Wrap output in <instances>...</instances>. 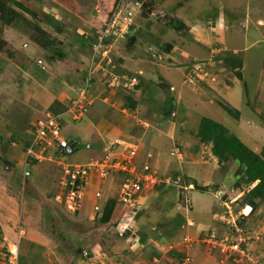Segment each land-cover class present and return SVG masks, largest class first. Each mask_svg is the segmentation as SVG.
Segmentation results:
<instances>
[{
    "label": "rangeland",
    "instance_id": "374dc122",
    "mask_svg": "<svg viewBox=\"0 0 264 264\" xmlns=\"http://www.w3.org/2000/svg\"><path fill=\"white\" fill-rule=\"evenodd\" d=\"M261 3L259 12L253 10L252 0H0V181L7 183L6 202H10L15 209V218L8 223V228L16 230L13 231L16 240L21 227V238H34L47 250L53 245L56 258L61 253L66 264H78V256L80 258L83 251L99 254L88 258L91 264H149L155 253L162 256V263H190L192 259L189 253L176 252L184 249L185 243L189 248L194 240L183 242L187 231L180 228L181 221L179 228L172 227V221L176 214H181L184 219L197 215L196 209L192 214L187 213L190 211L187 206L191 207L188 203L193 181L187 176L177 180L175 175L179 171L182 175L186 174V165L210 161V155H213L212 142L203 145L205 142L197 137L201 119L210 117L254 153L257 150L254 146L260 147L261 140L264 141V133L260 130L264 126V78L239 77L236 72L239 73L241 68L237 64L242 61L240 57L245 52L233 57L234 66H226L220 52L217 53L220 45L215 41L209 55H193L189 51L193 43L192 33L201 32L214 37V30L222 27L225 20L233 25V34L242 38L238 42H234L232 37L226 40L231 49L237 44V48L243 47L244 38L258 39L254 43L256 45L245 54L254 56L258 49L256 47L261 48L264 71V0ZM7 5L12 17L5 14L3 7ZM116 5H119V11L125 17L123 24L129 28L128 36L134 37V42L128 48L129 37L119 39L109 36L104 40L107 44L101 43L97 48V34L104 27L105 16ZM177 21L182 25L175 27ZM167 45L169 52H165ZM50 46L61 51L63 58L48 59L45 54ZM199 49L204 51L203 46ZM29 50L31 53H27ZM40 51L43 54L40 55ZM248 63L250 65V60ZM194 66H197V70ZM168 75L175 78L176 84H180L184 92L178 88L171 89L174 108L169 116H165L162 103L166 95L165 87L170 88V84L164 80ZM87 80L89 97L83 103L96 106V111L104 113L107 120L116 114L123 115L125 119H121L120 123L128 124L129 129L122 138L130 141L120 140V146H116L117 141H105L98 156L88 153L96 150V147L87 150L83 144L71 154H64L62 162L58 157L48 155V151L40 153L37 148L34 157L41 156L39 159L25 156L33 125L38 119L50 115L61 116L64 138L75 134L83 142L88 137L89 133H85L83 127L88 119L86 107L81 105V109H77L76 115L80 119L67 114L78 89ZM234 87L243 102L242 114L225 96V92ZM58 99L62 102H58ZM128 101L135 103L134 108H129ZM220 104L229 105L237 114L229 115ZM122 109L127 111L123 113ZM243 113L247 119H241ZM165 119L173 124L181 123L180 126H171L177 134L175 137L171 135L169 127L158 123ZM241 123L246 128L241 127ZM238 128H241L242 135ZM178 134L181 135L179 139ZM250 139H257V142L253 143ZM129 144L137 148L135 165L141 166L147 160L159 176L160 184L151 193H145V199L139 201L145 208L136 221L126 215L124 221L129 232L125 236L113 228L123 213L113 217L111 224H102L90 221L86 215L79 217L77 213L71 216L61 204H56L54 198L63 176L59 163L81 165L103 156L108 147H118L115 151H122V157H126V146ZM258 149L257 153L260 154L264 147ZM216 164L218 181L208 190L214 192L219 187L223 196L226 195L231 202L235 201L228 206L239 223L241 221L245 225L243 228L252 230L251 243L258 247L256 251L261 253L260 262L264 263V234L260 229L264 224V200L254 198L258 208L253 210L249 219L239 216L242 201L248 198V191L257 182L240 186L237 184L240 181L237 162L229 160ZM202 177L210 180L213 172L204 166ZM172 178L179 184L176 185ZM1 182L0 204L4 199ZM117 183V178L109 179L105 188H100L104 193L113 195ZM183 187H186V191L181 190ZM185 199L188 200L187 204H184ZM195 202L198 200L190 203ZM5 206L0 212L8 216L10 206ZM254 212L258 214L255 218ZM245 213H248L247 209ZM203 218L211 222L210 215H203ZM225 218L223 216L222 220ZM225 226L230 228L228 224ZM9 233L4 232L8 239ZM210 234L204 242L213 247ZM145 236L146 242L142 239ZM28 240L25 242L29 243ZM67 245H70L69 248ZM134 246L135 250L131 251ZM4 251L0 248V264H5ZM24 254L21 252L20 255ZM245 254L246 257L250 256L249 248ZM34 256L30 255V258L36 259ZM24 260V256L20 257L21 264ZM54 260L50 261L49 252H45L34 264H50ZM260 262L256 264H262Z\"/></svg>",
    "mask_w": 264,
    "mask_h": 264
},
{
    "label": "built area",
    "instance_id": "2783aa9c",
    "mask_svg": "<svg viewBox=\"0 0 264 264\" xmlns=\"http://www.w3.org/2000/svg\"><path fill=\"white\" fill-rule=\"evenodd\" d=\"M119 9V5H116L105 16L104 27L97 34V44L95 43V47L100 48L102 44L106 45L107 42L105 43L104 40L108 39L109 36H115L119 39L129 37V28L123 24L125 17ZM98 51H101V49H98ZM94 53L96 54L95 50ZM194 68L197 70V66H194ZM88 87V80L84 81L78 89L76 99L67 110V114L74 116V118L77 117L76 111L77 109H81L80 106L85 101ZM60 119V115H50L35 122L25 156L31 155L33 158L39 159L41 156L38 158L34 157L36 156L35 151L38 149L40 153L48 151V155H54L61 161L63 160L62 156L68 154L66 150L69 145L77 148L76 141L63 137ZM120 144L121 142L117 141L116 146H120ZM126 147V157H122V151L121 153L115 151L118 147H108L103 156L93 160L90 159L81 165L79 163H59L63 176L59 181L58 191L54 198L56 204H61L67 213L77 215L81 210L88 188L93 185L95 188L93 187L91 193L88 219L92 222H99L105 203L110 197H114L122 205L123 214L113 228L117 233L119 232L123 235L129 232V228L124 221L126 215L133 221H136V215L141 213L143 208H145L143 203L139 201H141V198L145 199V193H151L157 188L160 184V178L147 160L141 166L135 165L134 160L137 156V148L130 144ZM114 178L118 179V183L115 186L116 189L113 195L104 197L105 193L103 189L101 190L100 186L105 188L106 182ZM228 204L230 205L231 201H224L223 206L226 209L224 221L230 228H228V232L225 235L216 236L214 233H211L209 238H211L210 242L212 241V243L210 244L214 248H218L225 257L233 255L235 259L240 260V263H245V260L248 258L245 251L253 239V233L240 225L238 219H236L237 217L233 216ZM246 208L247 206L240 211L239 216H247L249 211L244 215ZM20 228L18 229V239L16 241H7L5 239L7 242L3 255V262L5 264H20L19 242L23 234ZM184 241L187 240L184 239ZM187 246L188 244L186 243L184 248L186 249ZM92 255L97 257L99 254L94 253V251H83L81 255L82 264H91L88 258Z\"/></svg>",
    "mask_w": 264,
    "mask_h": 264
},
{
    "label": "crops",
    "instance_id": "0c3cea01",
    "mask_svg": "<svg viewBox=\"0 0 264 264\" xmlns=\"http://www.w3.org/2000/svg\"><path fill=\"white\" fill-rule=\"evenodd\" d=\"M252 1H253V8H254L253 10H255V11L258 10L260 12L261 8H260L259 4L261 3V0H252ZM262 2H263V0H262ZM247 14L250 15L249 12ZM247 14H246V17H247ZM232 27H233L232 24H228L224 20L222 27H219V28L217 27L214 30V32H215L214 37L207 36V34H203L201 32H194L193 31V33H192L193 43H192V47L189 49V51H191V53L193 55L201 56V55H205L207 53L209 55V52L212 51V49H214L212 47V44L215 41V42H217L216 44L220 45V47L217 50V53L220 52V54H221L220 56L223 57V59L228 58V57L233 58V57L239 55V53H242V51H244L245 53H249V50L256 45L254 43L258 39L255 38L253 40L252 39L247 40L246 38H244L242 41L244 43V46L241 47L243 49H241L240 47L237 48V46H239V44H237L236 46L233 45V49H231L230 47H228L226 40L230 39L231 37H232L231 39H234L233 40L234 42H238L237 40H239V41L242 40V38L240 36L233 34V32H235V30ZM250 43H252L251 46H249ZM194 46L196 47V50L193 49ZM200 46L204 47V51L199 49ZM222 46H224V47H222ZM256 48H258V49L254 53V56L242 53V55L240 57L242 59L240 74L242 75L243 79H244V77H247V78L250 77L251 79H255V78L260 77V80H263V78H264V76H262V74L264 73V71H262L263 70V67H262L263 64L261 63L263 60V57H262L263 52L261 51V48H259V47H256ZM27 53H31V50H29ZM40 53L43 54V52H41V51L39 52V54ZM34 55H33V57H34ZM206 57H208V56H206ZM249 60L251 62L250 65L248 63ZM164 78H165L164 80L170 84V88H169L170 92H171V89H175V88H178V90H181V92H184V89H182L183 87H181L180 84H176V82H175L176 80L172 75L171 76L168 75V78H166V77H164ZM247 78H245V79H247ZM171 84L173 86L172 88H171ZM177 85H179V86H177ZM12 91H13V89L10 92H12ZM87 92H89V90ZM238 92L239 91H237L236 88L234 87L233 89L227 90L225 92V96H226L228 102L232 106H234V108L237 110V112L238 111L240 112L242 110L243 102H241L242 100L240 101L241 98H240ZM87 97H89L88 93H86L85 98H87ZM58 102L61 103L62 101L60 99H58ZM82 105L86 107L85 114H87V116H88L86 123H84V125H83V127L85 128V131H86L85 133H89L88 137L86 136L85 140L83 142H81L75 134L72 137L68 138L69 140L73 139L77 142L78 149L83 144L87 148V150H92L94 147H96L98 150L96 149V150L88 151V153H90L91 155H92V153H94L93 156H98L99 152H101V151H99V149L103 148L105 141H110V142L120 141V140L130 141L128 139L122 138V136L124 135V132H126L127 129H129L128 124L124 125V124L120 123L121 119H125L123 117V115L116 114V116H114V118H112L111 120H107L105 118L106 116L104 113L100 114L96 111V108H97L96 106L90 107L89 105L86 104V102L83 103ZM188 105H189V103H188ZM125 111H127V110L122 109L123 113ZM240 114H242V113L240 112ZM70 116H72V115H70ZM80 118L76 117L74 119H80ZM194 118H195V116H194ZM208 118H210V117H208ZM243 118L247 119L248 117H247V115H244V113H243L241 119H243ZM1 122L2 121H0V123ZM87 123H89V124H87ZM158 123H161L164 126L169 127V129H171L170 133L174 137L177 134H175L173 127L181 125V123H179L178 125L176 123L173 124V122H171V120L169 121L167 119L161 120ZM240 125H241V127L246 128L244 123L243 124L241 123ZM129 126L132 127L133 124L132 125L129 124ZM171 126H173V127H171ZM260 130L262 133H264V126ZM173 132H174V134H173ZM238 132H240L239 134L242 135L241 128H238ZM180 137H181V135L178 134L177 139H179ZM167 138H170V135L169 136L167 135ZM250 141L254 143V142H257V139H250ZM206 144L207 143H205L203 145H206ZM185 146H187V145H185ZM256 146H254V147L257 150H259L258 148L262 149L264 147V141L261 140L260 147L259 146L256 147ZM247 147L249 148V146H247ZM210 148H211V146H210ZM255 148L253 150H255ZM257 150H255L256 153H257ZM209 153L211 154V150ZM184 155L186 157V153H184ZM210 156H211L209 159L210 161H208V160H206L204 162L201 161L202 163H198V165H196V163L195 164L190 163L189 165H186L187 173L182 175V173L179 171V173L175 175L176 176L175 178L177 180H179L181 178L182 179L186 178V176H187V177H189V179H192V181H195L199 187H209V186L215 184V182L218 181L217 175L215 173L216 167H217L216 163H218V162H217V159L215 156H213L212 154ZM204 166L206 168H209L213 172V177L210 180L208 178L205 179L204 177H202V169ZM214 175H216V178L214 177ZM172 179L174 180V178H172ZM213 179H215V180H213ZM1 186L4 188V194L1 192V195L4 197V199L2 200V203L0 204V207H1L0 209L4 210L5 208L3 206L6 205L5 207L10 206V210H11L9 214L7 213L8 216L2 215L0 212V222H1L0 236L4 235L3 238L0 239V248L3 252L4 249L6 248V244H7L5 241V239L7 237L4 234V232H6V231L11 232L8 235V237H9V239L7 238L8 241H16V234L14 235L15 232H13L16 230L13 229V231H12V230H10V228H8L9 227L8 223L15 218L13 215V213H15V209H13V205L10 202H6L7 201L6 200L7 183H5V184L2 183ZM93 187L94 186L91 185V187H89L87 190L86 197L83 200V205L81 207V210L78 213L79 217H81L82 215H84V216L86 215L87 218L89 217L90 204H91L90 199H91V193L93 191ZM184 188H186V187H183V189ZM194 192H196V191L193 189H191L189 192V195L191 196V200L189 201L188 204L191 207H190V211H188L187 213L189 214L191 212V214H192L194 209H196L197 215L195 217L192 216L190 219L188 217H186L184 224L181 226V228L184 231L185 230L187 231L186 233H184V239L194 240V243L190 244V247H189L190 249L187 246L188 249L184 248L182 250H178V252H176V253L177 254L181 253V252L189 253L192 260L188 264H256L257 261L260 262L261 253L259 251L258 252L256 251L258 247L254 245V242L253 243L250 242L251 244H249L247 247V248H249V255L250 256L245 260V263H240V260L238 261V260L234 259L233 255H231L232 258H230V256L225 257L224 255L221 254V252L218 248L211 247L210 245H208V243L206 244V242H204L205 237H207L209 235V233H214L217 236H221L227 232L225 222L222 220L223 216H225L226 210L223 211L224 207H223L222 202L220 201V199L222 197H226V195L225 196L222 195L223 193H222V191L220 192L219 187L214 192H213V190H210V191L208 190L207 192H204V193L200 192V194H194ZM105 195L109 196L107 193H105ZM201 196H205L206 198L203 199V197H201ZM226 199H228V197H226ZM192 200H198V202L191 204L190 202ZM247 208H249V207H247ZM143 210H144V208H143ZM199 214L200 215L202 214V215L200 216ZM203 215H206V216L210 215L211 222L206 218L204 219ZM251 215L247 219H249L251 217ZM256 216H258V214H256L254 212V218ZM72 219H74V218H72ZM260 229L264 234V224L260 227ZM224 230H225V232H224ZM256 233L260 234L258 231H256ZM28 239H29L28 236L21 238V240H23V242L25 243V246H26L25 252L23 251L25 246L23 247L22 242L21 241L19 242L20 254H21V252L26 254V255L25 254L20 255V257L24 256L26 258V261L24 260L23 264H24V262H25V264H34L35 260H38V258L42 254H44L45 252H49L50 261H51V259L52 260L55 259L50 264H63V263L66 264V261L64 262L63 258H61V256H62L61 253L57 254V258H56V254H54V252L52 251L53 245L50 247V249L47 250L46 247H43L44 245H40V244L36 243L34 241V238L32 240L31 239L28 240ZM184 239H183V242H184ZM26 240H28L29 243H26L25 242ZM69 246L70 245H67L68 248H69ZM130 250L134 251L135 246L132 247ZM33 254L35 255L34 258H36V259L30 258V255H33ZM262 254H264V253L262 252ZM158 255H159L158 253L153 254V256H155V257L151 256L152 259L150 260L149 264H167L164 262L162 263V256L159 257ZM262 258H264V256H262ZM78 259H79L77 261L78 264H82L81 258H79V256H78ZM172 260L173 259H171V261ZM160 261H161V263H160ZM169 263L172 264L170 261H169ZM260 263H262V262H260ZM118 264H121V263H118ZM262 264H264V263H262Z\"/></svg>",
    "mask_w": 264,
    "mask_h": 264
},
{
    "label": "trees",
    "instance_id": "16d2710c",
    "mask_svg": "<svg viewBox=\"0 0 264 264\" xmlns=\"http://www.w3.org/2000/svg\"><path fill=\"white\" fill-rule=\"evenodd\" d=\"M3 9L6 10L5 14L8 17L13 16V15H9L12 12L10 11L8 5L3 7ZM181 25L182 22L177 21L174 26L179 27ZM127 46L128 48H130L129 43ZM50 48L46 51L45 54L48 59L53 60L54 57H57L58 59L63 58L64 55L61 51H57L58 49H52V48L50 49ZM169 51H170V47L167 45L165 52H169ZM221 60L224 62L226 66L227 64L228 66L229 65L234 66L233 65L235 61L234 58H229V59L225 58ZM237 65H240L241 68V61ZM236 74L239 77H241L240 72L239 73L236 72ZM165 89H166L165 90L166 95L162 103L163 106L162 110L165 116H169L174 108V102L170 96L169 87L166 86ZM128 105L130 106L129 108L131 107L134 108L135 103H130V101H128ZM220 105L229 115L232 116L233 114L235 115L237 114L234 111V109L229 107V105L226 106L223 104ZM197 137L203 143L212 142L213 144L212 153L217 158L218 164L226 163L229 160H233L239 164L240 168L239 171L237 172V175H240V181H237L238 185L247 186L257 182L256 185L248 191L247 193L248 198L242 201V205L243 206L250 205L252 207V210L258 208L256 202H254V198H258L259 200H264V149L260 152V154L254 153L245 144H243L236 136H234L229 131H227V129H225L222 125L216 123L215 121L209 118L201 119L199 124V129L197 132ZM191 184L193 185V189L195 191L201 193L207 192L209 188V187H199L194 181ZM122 211H123L122 205L114 197H110L105 203L103 209V215L100 218L99 222L102 224H107V223L111 224L113 217H119ZM141 213H138L136 215V218H138L141 215ZM173 220L174 221H172V227L179 228L178 224L179 221H181L182 222L180 224V228H181V226L184 224L186 219H184V217L181 214H176L175 219ZM127 233L128 232H126L124 236ZM142 239H145L146 242V236ZM141 241L143 242V240Z\"/></svg>",
    "mask_w": 264,
    "mask_h": 264
},
{
    "label": "clouds",
    "instance_id": "9594fccd",
    "mask_svg": "<svg viewBox=\"0 0 264 264\" xmlns=\"http://www.w3.org/2000/svg\"><path fill=\"white\" fill-rule=\"evenodd\" d=\"M132 37V36H131ZM73 140V139H72ZM75 141V140H74ZM77 149H78V147H77ZM173 181H176V180H173ZM175 183V182H174ZM179 183V182H178ZM181 190H186L185 188L184 189H181ZM179 193H181V192H179ZM227 197V196H226ZM226 197H222L221 199H220V201L222 202V204H224V201H230L229 199H226ZM180 200V199H179ZM234 202L235 201H233V202H231V204L230 205H233L234 204ZM187 204L188 203V200H186L185 199V201H184V204ZM184 206H186V205H184ZM245 206H247V207H249L251 210H249V213L247 214V216L246 217H242V216H240V217H242L243 219H247L251 214H252V212H253V210H252V207L250 206V205H244L243 207H242V209L245 207ZM189 209H190V207L189 206H187ZM224 207V206H223ZM225 208V207H224ZM226 210V209H225ZM225 216H226V212H225ZM225 220V219H224ZM223 220V221H224ZM225 222V221H224ZM225 225H226V223H225ZM240 225L242 226V227H245V225L244 224H242L241 223V221H240ZM227 227V226H226ZM229 228V227H228ZM228 228H227V232H228ZM248 231H251L252 232V230L251 229H249L248 228ZM226 232V233H227ZM225 233V234H226ZM251 242V241H250ZM80 258H81V255H80ZM257 263V262H256Z\"/></svg>",
    "mask_w": 264,
    "mask_h": 264
},
{
    "label": "water",
    "instance_id": "95a60500",
    "mask_svg": "<svg viewBox=\"0 0 264 264\" xmlns=\"http://www.w3.org/2000/svg\"><path fill=\"white\" fill-rule=\"evenodd\" d=\"M134 42V37H130L128 43L132 44ZM77 148L73 147L72 145H69L68 149L66 150V152L68 154H71L74 150H76ZM175 182L176 185H178L179 183L177 181H173Z\"/></svg>",
    "mask_w": 264,
    "mask_h": 264
},
{
    "label": "bare ground",
    "instance_id": "6f19581e",
    "mask_svg": "<svg viewBox=\"0 0 264 264\" xmlns=\"http://www.w3.org/2000/svg\"><path fill=\"white\" fill-rule=\"evenodd\" d=\"M246 209H247V211H249L250 208H246ZM246 209H245V210H246ZM245 210H244V215L246 214V213H245Z\"/></svg>",
    "mask_w": 264,
    "mask_h": 264
}]
</instances>
